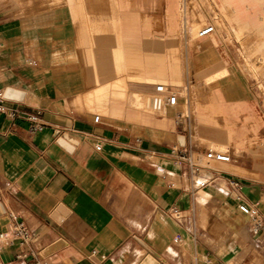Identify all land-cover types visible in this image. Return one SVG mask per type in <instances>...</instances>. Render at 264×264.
<instances>
[{
	"label": "crops",
	"instance_id": "0c3cea01",
	"mask_svg": "<svg viewBox=\"0 0 264 264\" xmlns=\"http://www.w3.org/2000/svg\"><path fill=\"white\" fill-rule=\"evenodd\" d=\"M212 1L218 24L264 58V0ZM176 35L179 0H0V233L13 214L32 235L0 245V264H264V187L211 164L200 173L209 186L192 195L170 156L205 151L174 133L184 107L166 108L156 84L188 86L203 145L240 155L259 129L236 72L201 77L215 38L189 33L183 63ZM241 204L258 205L257 233Z\"/></svg>",
	"mask_w": 264,
	"mask_h": 264
},
{
	"label": "rangeland",
	"instance_id": "374dc122",
	"mask_svg": "<svg viewBox=\"0 0 264 264\" xmlns=\"http://www.w3.org/2000/svg\"><path fill=\"white\" fill-rule=\"evenodd\" d=\"M5 1L8 2V0ZM193 2L196 5V10H201L203 16H206L208 21H212V16L217 17V32L209 38V41H211V38H215L217 42L216 46L212 49L213 56L217 59V61H214L212 68L205 71L201 77L207 76L223 67L230 68L236 72L239 86L245 90L248 96L243 102L248 105V108H250L253 121L259 123L258 139L255 141V147L244 150L240 155H235L231 148H217L218 150L226 152L230 156V162L227 165L215 167H220V169L226 170L230 174H235L240 178L254 181L255 184L264 187V152L258 154L260 156H253L250 153L254 148L259 150L264 149V58L261 56L256 57V55H252L248 50V44H244V39L238 37L230 28V26L226 27L218 24V22L221 20V17L218 10L216 9L217 7H215V4L212 3V5L207 0H194ZM197 28L198 25L195 24L194 29L196 30ZM179 37L181 38L180 35H176L174 42H176L175 44L180 49L183 63H185L184 56L186 50L184 48L183 40ZM194 43L196 42H191L187 48L189 56L188 61L191 65V53ZM199 81L200 79L197 80L194 71L190 70V89H194ZM152 92H154V88H152ZM176 94L179 96L178 92H176ZM181 99L184 100V98ZM173 125V131H175L174 133L178 136H181L179 138L182 142L183 138H185L186 143L187 141L192 140V143L196 148H201L205 152L209 150V147L207 145L201 144L199 138L193 133L191 129L192 122L189 119H186L185 124L176 121ZM170 145L172 147L175 146L174 143H171ZM202 174L206 173L202 172ZM219 182L220 185H222V193L225 197L227 190L224 186V183L222 181ZM202 193L203 192L201 190L199 196H201ZM221 200L214 198L212 202L217 204H214L213 206H220ZM197 228L200 240L204 241L203 237L200 236V233L205 230L199 224V217H197Z\"/></svg>",
	"mask_w": 264,
	"mask_h": 264
},
{
	"label": "built area",
	"instance_id": "2783aa9c",
	"mask_svg": "<svg viewBox=\"0 0 264 264\" xmlns=\"http://www.w3.org/2000/svg\"><path fill=\"white\" fill-rule=\"evenodd\" d=\"M188 2L189 0H179V10L181 14V38L184 43L187 42V36L190 30L195 24L199 22V15H189L188 13ZM215 31V26L212 22L206 20L205 23L196 31L197 38H203ZM158 92H162V86L157 88ZM176 96L168 95L166 103L173 106L176 101ZM1 95H0V112L4 110L1 107ZM98 122V118L94 119ZM35 129H41V126H35ZM96 150H100V147H96ZM170 156L175 164L183 165L187 172L188 178V190L190 194L194 195L200 192L202 189L208 186L209 181L212 178L201 175V171L205 170L211 164H226L230 162V156L226 152L211 151L208 150L203 155V159L200 160L198 157L187 150L186 148L174 147L170 150ZM146 162L150 161V156H146ZM234 189V198L236 200H243V194L239 184L232 183ZM258 205H245L239 206V211L246 215L250 219V227L252 232L257 233L261 227V216L258 211ZM173 217L182 219V215L178 212H173ZM32 235L30 230L27 228L25 223L17 216L10 214L9 227L5 232L0 233V245L8 244L10 242H18L21 246H28L31 242ZM178 240V239H177Z\"/></svg>",
	"mask_w": 264,
	"mask_h": 264
},
{
	"label": "bare ground",
	"instance_id": "6f19581e",
	"mask_svg": "<svg viewBox=\"0 0 264 264\" xmlns=\"http://www.w3.org/2000/svg\"><path fill=\"white\" fill-rule=\"evenodd\" d=\"M193 1L192 0H189V2H188V13H189V15H199L200 18H199V22L197 24H199V25L200 24H204L205 21L207 20V17L206 16H203L201 10H199V9L196 10V5H195V3ZM207 1L209 3H211V4L213 3L212 0H207ZM179 16H180V20H181L180 10H179ZM216 21H217V17L216 16H212V24L215 26V30H216V25H215ZM200 27L201 26H199L197 29H199ZM197 29L196 30L195 29H191L189 33L193 32L194 38L195 39H200V38H197V36H196ZM212 34H210V35H212ZM210 35H208V36H210ZM208 36H206V37H208ZM160 86H162V92L159 93L158 90H157V88L160 87ZM154 90H155L156 96L162 100L163 105L166 108L173 109V108H175V107H177L179 105H182L184 107L183 113H181V114H179L177 116V120L179 121V123L185 124L186 119H189L192 122V125H191L192 128L191 129H192L193 133L196 135V133H195V131H196L195 130V125H194V122H193V112H192V110L190 108V94H189V88H188V86H185V87H177V86L167 85V84H156L154 86ZM176 92H178V95L179 96H177ZM168 95H174L177 98L176 101H175V104L173 106L168 105L166 103V99H167V96ZM2 96L4 98H8V99H15V100H19L20 99V95H18L17 93H15L12 90H6L4 92V94H2ZM181 98H184V100H182ZM209 150H211V151L224 152L222 150H218L216 148H211V147H209ZM227 164L228 163H226L224 165H227ZM207 187H205L204 189H202V191L205 190Z\"/></svg>",
	"mask_w": 264,
	"mask_h": 264
}]
</instances>
